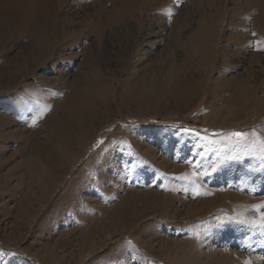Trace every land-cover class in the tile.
<instances>
[{
  "label": "rangeland",
  "instance_id": "obj_1",
  "mask_svg": "<svg viewBox=\"0 0 264 264\" xmlns=\"http://www.w3.org/2000/svg\"><path fill=\"white\" fill-rule=\"evenodd\" d=\"M262 205L264 0H0V264H264Z\"/></svg>",
  "mask_w": 264,
  "mask_h": 264
},
{
  "label": "bare ground",
  "instance_id": "obj_2",
  "mask_svg": "<svg viewBox=\"0 0 264 264\" xmlns=\"http://www.w3.org/2000/svg\"><path fill=\"white\" fill-rule=\"evenodd\" d=\"M138 169V168H137ZM143 169H146V168H141V169H139V170H135L134 171V173L131 175V176H129V178H128V182H127V184L128 185H130L131 187H133V190L134 191H137L138 189H141V188H143L144 187V184H143V179H144V177H143V175L146 173V171L147 172H149L150 171V169L149 168H147V170L146 171H144ZM150 174V173H149ZM148 175V174H147ZM48 176V175H47ZM149 176V175H148ZM54 179V178H53ZM146 179V178H145ZM147 184V183H146Z\"/></svg>",
  "mask_w": 264,
  "mask_h": 264
},
{
  "label": "snow or ice",
  "instance_id": "obj_3",
  "mask_svg": "<svg viewBox=\"0 0 264 264\" xmlns=\"http://www.w3.org/2000/svg\"><path fill=\"white\" fill-rule=\"evenodd\" d=\"M170 14L171 12H169V15ZM231 135L238 138V140H242L244 138V134L239 132H234ZM261 207H264V205H262ZM248 223H250V225L254 228L264 229V215H261L259 217V222H257L256 220H252L249 221Z\"/></svg>",
  "mask_w": 264,
  "mask_h": 264
}]
</instances>
